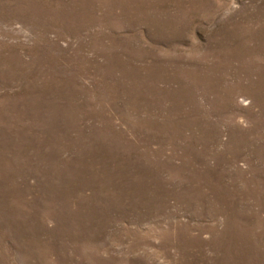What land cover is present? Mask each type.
Masks as SVG:
<instances>
[{
  "label": "rangeland",
  "instance_id": "374dc122",
  "mask_svg": "<svg viewBox=\"0 0 264 264\" xmlns=\"http://www.w3.org/2000/svg\"><path fill=\"white\" fill-rule=\"evenodd\" d=\"M0 264H264V0H0Z\"/></svg>",
  "mask_w": 264,
  "mask_h": 264
}]
</instances>
